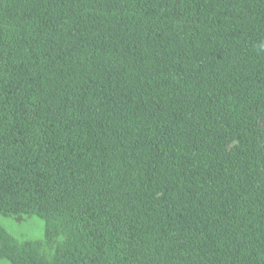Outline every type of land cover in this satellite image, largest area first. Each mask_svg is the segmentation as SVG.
<instances>
[{
	"label": "trees",
	"instance_id": "trees-1",
	"mask_svg": "<svg viewBox=\"0 0 264 264\" xmlns=\"http://www.w3.org/2000/svg\"><path fill=\"white\" fill-rule=\"evenodd\" d=\"M13 264H264V0H0V217Z\"/></svg>",
	"mask_w": 264,
	"mask_h": 264
},
{
	"label": "rangeland",
	"instance_id": "rangeland-1",
	"mask_svg": "<svg viewBox=\"0 0 264 264\" xmlns=\"http://www.w3.org/2000/svg\"><path fill=\"white\" fill-rule=\"evenodd\" d=\"M2 224L10 231L19 241L38 240L45 235L44 220L38 216L17 217L1 216ZM0 264H13L6 259L0 258Z\"/></svg>",
	"mask_w": 264,
	"mask_h": 264
}]
</instances>
